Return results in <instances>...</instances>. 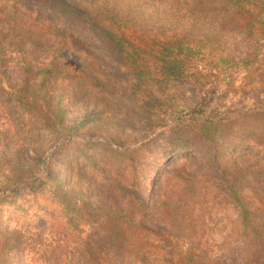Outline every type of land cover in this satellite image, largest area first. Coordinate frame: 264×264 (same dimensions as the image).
Instances as JSON below:
<instances>
[{"label":"rangeland","instance_id":"374dc122","mask_svg":"<svg viewBox=\"0 0 264 264\" xmlns=\"http://www.w3.org/2000/svg\"><path fill=\"white\" fill-rule=\"evenodd\" d=\"M0 20V264H264V0Z\"/></svg>","mask_w":264,"mask_h":264},{"label":"trees","instance_id":"16d2710c","mask_svg":"<svg viewBox=\"0 0 264 264\" xmlns=\"http://www.w3.org/2000/svg\"><path fill=\"white\" fill-rule=\"evenodd\" d=\"M9 17H10V14H9ZM7 21L6 20H0V40L2 38H4L3 33H4V30H6V27H9L11 30H14V29H12L11 26H9V24H8L9 22H7Z\"/></svg>","mask_w":264,"mask_h":264}]
</instances>
